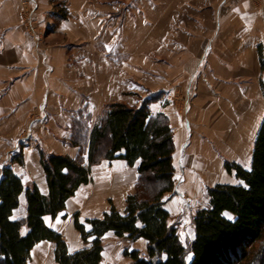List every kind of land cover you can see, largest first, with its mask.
I'll return each instance as SVG.
<instances>
[{
	"label": "crops",
	"instance_id": "0c3cea01",
	"mask_svg": "<svg viewBox=\"0 0 264 264\" xmlns=\"http://www.w3.org/2000/svg\"><path fill=\"white\" fill-rule=\"evenodd\" d=\"M58 1L67 11L63 19L51 0H0V180L10 166L25 188L36 184L47 194L38 147L77 158L81 148L70 142L75 119L83 116L90 129L110 104L139 106L152 98L153 114H166L174 135L175 188L163 197L171 223L181 205L202 192L208 196L209 187L240 181L226 162L251 168L264 120V21L252 0ZM22 2L37 8L50 31L41 41L23 24ZM183 91L191 97L186 116L180 112ZM18 153L22 164L14 160ZM139 176L138 163L104 159L92 166L91 182L45 221L71 252L82 249L88 244L75 215L85 222L112 206L125 212ZM20 200L13 218L24 220L25 192ZM103 246L101 264L110 252L131 264L124 249L145 254L148 241L109 231ZM55 248L53 241H40L27 264H59Z\"/></svg>",
	"mask_w": 264,
	"mask_h": 264
},
{
	"label": "trees",
	"instance_id": "16d2710c",
	"mask_svg": "<svg viewBox=\"0 0 264 264\" xmlns=\"http://www.w3.org/2000/svg\"><path fill=\"white\" fill-rule=\"evenodd\" d=\"M58 16L65 18L64 10ZM261 61L264 66L262 52ZM151 101L146 98L139 106L114 102L90 129L83 116L75 119L70 142L81 148L77 158L38 147L49 187L47 194L36 184L25 188L12 167L4 168L0 180V254L6 264H27L32 249L42 240L55 242L59 264H101L103 236L109 231L124 239H147L145 254L124 249L131 264H264V120L251 168L226 162V168L235 170L243 183H219L208 188L209 205L196 212L195 238L187 246L170 222L171 214L163 199L175 188L173 129L166 114H153ZM119 158L129 165L138 163L136 192L129 195L123 213L112 206L103 217L85 222L76 214L75 226L88 245L71 252L62 234L46 223L45 216L56 218L77 189L91 182L93 165ZM14 160L22 164V153ZM23 192L27 216L24 220L14 219ZM25 224L28 231L24 234Z\"/></svg>",
	"mask_w": 264,
	"mask_h": 264
},
{
	"label": "rangeland",
	"instance_id": "374dc122",
	"mask_svg": "<svg viewBox=\"0 0 264 264\" xmlns=\"http://www.w3.org/2000/svg\"><path fill=\"white\" fill-rule=\"evenodd\" d=\"M52 2H54V14H56L57 12L60 13L61 12V8H63L62 6V2L58 1V0H51ZM257 8V11L259 13V15L263 18L264 21V5L262 3H264V0H252ZM65 9V8H64ZM21 13H22V18H23V24L25 26V28L28 30L27 24H26V19L30 16L33 17V19L35 20L36 23V27H37V32L39 34H41L43 36L42 39H44L48 34H49V29L47 28V26L41 25L38 17H37V8L34 5L28 6L27 2H22V9H21ZM64 14H67V11L64 10ZM29 33H31L33 36L37 37L38 39V35L35 33H32L29 31ZM185 95V91H183L181 93V103L180 106L183 102V98ZM15 148H19L20 147V143L19 142H14ZM209 201L208 196H206V192H202L198 198H196L193 202H188V207L181 205V210L180 212H178L176 214L175 217L172 218V223H174L177 226V229L180 231V236L182 237V240L184 243H186L187 246H190L191 244V240L193 237V225L191 223V218H192V213L195 214L196 210L198 208H202L204 206H207ZM186 204V203H185ZM193 211V212H192ZM107 264H127L122 256H117L115 254H112L111 252L109 253V255L107 256ZM0 264H6L2 255L0 254Z\"/></svg>",
	"mask_w": 264,
	"mask_h": 264
},
{
	"label": "built area",
	"instance_id": "2783aa9c",
	"mask_svg": "<svg viewBox=\"0 0 264 264\" xmlns=\"http://www.w3.org/2000/svg\"><path fill=\"white\" fill-rule=\"evenodd\" d=\"M262 4L264 5V3H262ZM26 24H27L28 30L32 33L37 34L39 36L38 40L41 41L43 36L37 32L38 30L36 27V23H35V20L33 19L32 16H30L26 19ZM190 100H191V97H190L189 93L186 92L184 95V98H183V102H182L181 107H180V112L183 116L187 115Z\"/></svg>",
	"mask_w": 264,
	"mask_h": 264
},
{
	"label": "snow or ice",
	"instance_id": "6c2138e0",
	"mask_svg": "<svg viewBox=\"0 0 264 264\" xmlns=\"http://www.w3.org/2000/svg\"><path fill=\"white\" fill-rule=\"evenodd\" d=\"M66 171V170H65ZM237 183H243L242 181H236ZM225 215H227V213H225ZM231 218V217H230Z\"/></svg>",
	"mask_w": 264,
	"mask_h": 264
}]
</instances>
